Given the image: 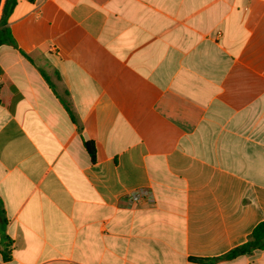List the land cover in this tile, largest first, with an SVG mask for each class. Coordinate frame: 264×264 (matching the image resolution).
Here are the masks:
<instances>
[{"label": "crops", "instance_id": "crops-1", "mask_svg": "<svg viewBox=\"0 0 264 264\" xmlns=\"http://www.w3.org/2000/svg\"><path fill=\"white\" fill-rule=\"evenodd\" d=\"M8 26L0 264H264L227 257L264 222V0H14Z\"/></svg>", "mask_w": 264, "mask_h": 264}, {"label": "trees", "instance_id": "trees-1", "mask_svg": "<svg viewBox=\"0 0 264 264\" xmlns=\"http://www.w3.org/2000/svg\"><path fill=\"white\" fill-rule=\"evenodd\" d=\"M13 1L14 0H7L3 8L2 17L0 19V46L2 44H11L13 46H16V43L11 33L10 27L8 26L9 13L11 11V4H13ZM86 146L88 148L89 153L91 154L92 159L95 160L96 148H95L94 143L87 142ZM0 220H1L2 226L6 224L4 211L1 206H0ZM2 238L4 241L9 239V237L5 235L3 232H2ZM256 249H264V222H261L256 226V228L251 233L249 240L246 243L233 249L227 255V257L233 258L239 255L250 253ZM4 251H5V248H4ZM4 258L6 260L8 259L7 253L4 254Z\"/></svg>", "mask_w": 264, "mask_h": 264}, {"label": "built area", "instance_id": "built-area-1", "mask_svg": "<svg viewBox=\"0 0 264 264\" xmlns=\"http://www.w3.org/2000/svg\"><path fill=\"white\" fill-rule=\"evenodd\" d=\"M153 198L146 189H135L127 195V201L131 207H139L144 202H152Z\"/></svg>", "mask_w": 264, "mask_h": 264}, {"label": "water", "instance_id": "water-1", "mask_svg": "<svg viewBox=\"0 0 264 264\" xmlns=\"http://www.w3.org/2000/svg\"><path fill=\"white\" fill-rule=\"evenodd\" d=\"M2 0H0V8H1Z\"/></svg>", "mask_w": 264, "mask_h": 264}]
</instances>
